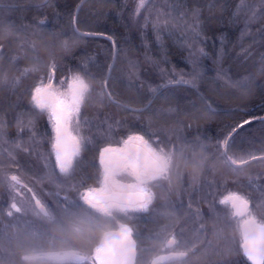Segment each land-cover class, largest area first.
<instances>
[{"label": "trees", "instance_id": "16d2710c", "mask_svg": "<svg viewBox=\"0 0 264 264\" xmlns=\"http://www.w3.org/2000/svg\"><path fill=\"white\" fill-rule=\"evenodd\" d=\"M43 1L0 0V43L8 45L4 59L0 60V121L7 125L3 129L6 140H20L28 147L31 133L25 129L23 135L17 136L18 119L25 124L33 121V130L38 127L42 134L44 116L31 108L30 94L25 89L46 73L51 62L55 61L64 69L57 73V78L67 75L68 69L80 70L83 65V70L94 81L84 115L100 119L107 115L120 121L112 139L129 131L160 132L161 138H170L179 148L199 137L197 143L208 146L210 159L205 164L206 176L208 181L214 182L210 191L215 193L216 203L229 187L237 188V181L248 185L249 177L260 179L252 181L246 194L251 195L255 204L264 200L261 195L264 161L247 165L226 164L222 150L215 147L228 126L264 114V18L259 15L264 0H175L176 12H172L173 0H146L139 17L133 16L137 0H86L76 15L77 27L111 36L113 44L104 37L83 36L73 31L72 18L80 0ZM156 9L171 13L168 17H160L169 22L159 33L151 24L145 26V17L149 13L152 20L156 19ZM253 11L257 12V18L249 19ZM37 20L45 23L37 24ZM10 22H14L15 27ZM196 24L201 27L193 29ZM8 32L15 35L6 39ZM65 40L69 43L67 49ZM113 45L116 53L110 73V90L121 106L110 104L104 98L101 107L97 95L99 82L106 76ZM201 49L207 55L201 56ZM13 55L18 57L16 62L8 59ZM26 69L29 71L21 75ZM5 74L7 83L4 82ZM15 76H20V82L13 87L11 79ZM181 78L193 80L196 86L172 84L166 86V90L161 87L170 80ZM129 84L133 86L129 87ZM136 85L142 86L137 90ZM151 88H160L164 97L152 96ZM149 99L153 103L142 112H132L123 106H143ZM21 113L24 114L19 115ZM242 135L243 142L238 138L228 150L229 155L247 160L249 153L264 154V125L253 122L245 126ZM5 149L13 152L19 165L12 164ZM201 161L199 145L194 151L189 147L178 155L170 199L179 197L186 204L191 194L194 201L201 200L204 193L194 191L193 184V177L199 176L202 170ZM21 163L28 169L40 165L32 156L17 151L14 144L0 142V187L5 184L4 171H15ZM81 170L79 175H85ZM200 179L202 181L203 176ZM51 191H55L54 186ZM212 200L210 195L208 201ZM200 207L208 226L206 234L216 231L212 228L213 223L223 228L224 234H232L231 223L224 220L218 206L220 220L211 216L207 201L201 202ZM254 211L259 215L262 209L254 208ZM179 214L183 216V212ZM0 228H4L3 236H0L4 241L3 248L0 245V264H15L12 235L16 232L11 222L4 227L0 220ZM207 239L217 243L215 236Z\"/></svg>", "mask_w": 264, "mask_h": 264}, {"label": "snow or ice", "instance_id": "6c2138e0", "mask_svg": "<svg viewBox=\"0 0 264 264\" xmlns=\"http://www.w3.org/2000/svg\"><path fill=\"white\" fill-rule=\"evenodd\" d=\"M47 3V0H45ZM145 6V0H139L136 9L133 11L134 17L141 15L140 10ZM156 19H151V13L145 17V26L151 24L157 33L163 27H167L168 19L161 20L160 17H168L171 13L156 9ZM178 11L173 0L172 12ZM199 10H197V14ZM264 18V8L259 12ZM257 12L253 11L249 19H256ZM73 25L76 18L73 17ZM15 27L14 22H10ZM37 24L43 25L44 20H37ZM196 24L193 29L200 28ZM202 30V29H201ZM76 34L79 28L73 27ZM264 31V30H262ZM14 32L6 33V39ZM53 35H56L53 33ZM90 36H103L104 33H87ZM112 39L111 36L108 37ZM159 39V35H158ZM8 45L0 43V60L4 59V51ZM67 49L69 43L64 41ZM33 50L35 46L32 45ZM201 56L207 53L201 49ZM11 62H16L15 55L8 58ZM264 60V54H262ZM109 70H113V65H109ZM32 70H36L33 68ZM29 70H24L25 75ZM64 69L55 61L47 66V71L40 76L27 89L30 94V106L34 111L46 117V124L50 132L40 133L39 128L33 130V121L26 124L18 119L17 136L23 135L27 129L31 135L28 147L23 146V141L6 140L3 129L6 122L0 121V142L12 143L17 151H23L28 156H35L40 161V166L45 171V176L34 178L32 183H25L20 175L22 166L15 171L5 172V191L10 198L7 216L20 214L15 217L16 221H24L30 224L32 221L25 219L31 212L41 221L55 223L58 216L70 218L73 231H79L81 217L103 218L109 223V228L92 243L93 247L84 254L78 250H69L56 257L60 264H166V262L186 261L190 255H195L197 245L187 238L191 233L192 237L204 245L203 256L212 255L217 257L215 262L209 264H243L244 259L251 264H264V200L260 204H255L250 194H246V189L252 187V181L259 180V177H249L248 185L237 181L238 190H229L223 195L218 204L224 206L226 216L224 219L234 221L239 233V240L233 237L231 240L224 235V229L218 228L213 223L212 228L216 229L214 236L216 244L207 240L206 233L208 226L205 221V214L200 207V203H209V213L215 220H220V212L217 211L215 193L210 191L214 182L208 181L206 176V162L210 159L207 155L208 146L197 143L200 138L196 137L195 142L177 148L168 137L161 138L160 132L129 131L119 140L111 137L116 131V126L121 125L120 121L104 116L103 119L88 117L84 115V109L88 105L92 93L94 81L88 73L83 70L68 69L67 75L57 79V73ZM222 78V77H218ZM112 78L106 76L99 82L100 91L97 95L101 100L107 98L110 104L121 106V102L116 99L110 90ZM4 82H8L5 74ZM20 82V76L12 77L11 83L15 87ZM169 84H184L195 87L193 80H170ZM129 84V87H132ZM142 85H136L137 90ZM164 87L166 90V86ZM150 94L155 98L164 97V92L160 88H151ZM201 99H204L201 96ZM153 103L149 99L143 107L123 106L132 112H142L149 109ZM211 110V105H209ZM21 113L19 115H23ZM253 122L264 125V116L244 119L234 126H228L222 133V139L216 141L217 150H222L225 163L230 165H247L250 162L264 161V154L257 156L249 153V158H236L229 155V149L239 138L243 142L245 126ZM93 129L95 131L93 132ZM92 133V134H88ZM155 137V139H153ZM179 139V138H177ZM44 145L47 147L45 148ZM199 145L202 152L201 172L199 176L193 177L194 191L204 193L200 201H194L191 194L187 203L182 198L173 201L169 193L173 191L172 171L173 165L183 151H194ZM7 155L11 158L13 165H19V161L12 151ZM88 151H95L93 156V167L97 168L96 179L91 176H81L77 179L78 170L82 165V154ZM203 176L201 181L200 177ZM72 181L64 184L58 182L60 178ZM47 178L54 186L55 191L45 192L43 180ZM182 179V178H181ZM91 181V182H90ZM169 188H165V185ZM187 191V189H182ZM63 193V195H62ZM213 196L212 201H208L209 196ZM261 195L264 196V185H261ZM52 197L51 200L48 198ZM19 198V199H18ZM194 204L196 205L194 207ZM254 208H261L258 215ZM183 212V216L179 213ZM163 218L167 223H160ZM152 223L158 225L159 231L155 234L160 240L161 251L164 254H157L154 258L145 261V255L149 252L146 248L144 231L141 225ZM4 228H0V236ZM147 239H151L148 237ZM184 249V250H178ZM25 260L31 259L29 256Z\"/></svg>", "mask_w": 264, "mask_h": 264}, {"label": "flooded vegetation", "instance_id": "af4514ba", "mask_svg": "<svg viewBox=\"0 0 264 264\" xmlns=\"http://www.w3.org/2000/svg\"><path fill=\"white\" fill-rule=\"evenodd\" d=\"M30 105V103H29ZM45 122V129L42 131L50 132L48 125L46 124V117L44 116ZM121 137L116 136L113 140H119ZM46 148L47 146L44 145ZM95 151H88L82 154V165L81 169L85 171V175L82 176H91L92 180L96 179L97 168L93 167V164L98 162L93 161V156L95 155ZM36 159L35 156H32ZM37 160V159H36ZM91 160V161H90ZM37 163L40 164L41 162L37 160ZM175 164V162H174ZM21 170L20 172H16L17 175H20L22 180L25 183H32L34 178L38 176H45L44 169L41 168L39 165L33 169L26 168L21 163ZM78 170L77 179L81 177L83 171ZM174 169V165H173ZM31 170V171H30ZM8 171L11 174V171ZM3 173V179L5 178V172ZM14 171V170H12ZM23 173V174H21ZM173 175L174 172L172 171V184L171 188L173 189ZM58 182L68 184L72 181L67 180L66 178L61 177ZM91 182V181H90ZM43 184L45 185L44 191L50 192L53 185L49 183L47 178L43 180ZM165 188H169V185H165ZM173 191L169 193L172 195ZM227 191H225L220 198L225 195ZM173 196V195H172ZM219 198V199H220ZM19 199V198H18ZM49 200L52 197L48 198ZM218 199V200H219ZM173 201L177 200L176 198H172ZM11 201L5 191V184L2 183L0 187V205H1V212H0V220L2 226L5 227L6 223L12 224L14 231L16 234H13L14 237L13 241V255L15 264H60L57 261L56 257H51V255L63 254L69 250H78L84 254H86L91 247H93L92 243L95 239L99 238L104 231L109 228V223L104 220L103 218L97 217H89L87 215H83L80 219L81 222L79 223V231H73V228L70 224V218L64 216H58L55 223L48 222V221H41L39 218L35 217L31 212H29L28 216L25 219L32 221L30 224H25L24 221L17 222L15 217L20 214H13V217L7 216V210L9 209ZM216 205L219 207L218 209L223 213V218L226 216V212L224 206H220L218 201ZM226 222L227 219H224ZM163 218L160 219V223H167ZM231 223L233 228L232 234H224L231 240L235 237L236 240H239V233L236 229L237 233H235V226L232 221H228ZM142 230L144 231V236L146 237L145 240V247L149 249V252L145 255V261L147 259L154 258L157 254H164L161 251L160 240L155 235L159 231L158 225L152 223H144L141 225ZM3 236V234H2ZM214 234H206L207 238L213 237ZM151 237V239H147ZM187 238L197 245L198 251H196L195 255H190L186 258V261H174V262H166V264H209V262H215L217 257L208 255L204 257L202 254L204 252V246L201 244L200 241H195L192 237L191 233L187 234ZM208 240V239H207ZM217 242V241H216ZM4 241L0 238V245L3 248ZM184 250V249H178ZM29 256L31 259L25 260L24 257ZM90 264V262H89ZM243 264H251V262L247 261L246 258L244 259Z\"/></svg>", "mask_w": 264, "mask_h": 264}, {"label": "water", "instance_id": "95a60500", "mask_svg": "<svg viewBox=\"0 0 264 264\" xmlns=\"http://www.w3.org/2000/svg\"><path fill=\"white\" fill-rule=\"evenodd\" d=\"M84 1H85V0H80V1L78 2V4L76 5V8H75V14H74V17H75V18H76V15H77L78 11H79V8H80L81 5L84 3ZM43 2H45V0H44ZM73 27L78 28L77 25H76V22H75V24L73 25ZM79 33H80V35H83V36H90V35H86V34H87V33H93V32H91V31H85V30H81V29H79ZM100 37H104V38H107V39H108L109 36H107V35H103V36H100ZM108 40H109V39H108ZM110 41H111V43L113 44L112 39H111ZM115 53H116V48H115V46L113 45V55H112V60H111V62H110L109 65H113L114 60H115ZM109 74H110V70H109V67H108V69H107V73H106V76H109ZM106 76H105V77H106ZM168 85H172V84L166 83V84H164L163 86H168ZM132 107H137V106H132ZM139 107H143V106H139ZM262 116H264V114H263ZM58 255H62V254L51 255V257L54 258V257H57Z\"/></svg>", "mask_w": 264, "mask_h": 264}, {"label": "rangeland", "instance_id": "374dc122", "mask_svg": "<svg viewBox=\"0 0 264 264\" xmlns=\"http://www.w3.org/2000/svg\"><path fill=\"white\" fill-rule=\"evenodd\" d=\"M138 2H139V0H137ZM146 1V0H145ZM57 79H59V78H57ZM44 129H45V127L43 128V127H41V132L42 131H44ZM42 134H43V132H42ZM124 135H126V134H123V135H120V137H122V136H124ZM118 137V136H117ZM229 190H238L236 187H229L228 189H227V191H229ZM221 196V195H220ZM220 196H219V198H220ZM219 201V200H218ZM232 223L234 224V226H235V222L234 221H232ZM235 233H237V231H236V226H235ZM238 234V233H237Z\"/></svg>", "mask_w": 264, "mask_h": 264}, {"label": "bare ground", "instance_id": "6f19581e", "mask_svg": "<svg viewBox=\"0 0 264 264\" xmlns=\"http://www.w3.org/2000/svg\"><path fill=\"white\" fill-rule=\"evenodd\" d=\"M85 1H86V0H85ZM85 1H84V2H85ZM105 35H106V34H105ZM107 36H108V35H107ZM115 48H116V47H115ZM113 64H114V63H113ZM110 73H111V71H110ZM109 76H110V74H109Z\"/></svg>", "mask_w": 264, "mask_h": 264}]
</instances>
